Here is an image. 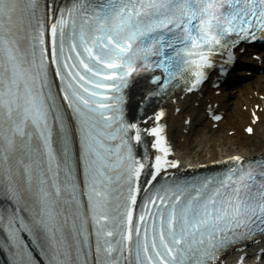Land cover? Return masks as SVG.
Instances as JSON below:
<instances>
[{"label":"snow or ice","instance_id":"6c2138e0","mask_svg":"<svg viewBox=\"0 0 264 264\" xmlns=\"http://www.w3.org/2000/svg\"><path fill=\"white\" fill-rule=\"evenodd\" d=\"M257 40L264 0H0V264H246L264 155L178 174L166 109L145 106L210 70L219 87Z\"/></svg>","mask_w":264,"mask_h":264},{"label":"bare ground","instance_id":"6f19581e","mask_svg":"<svg viewBox=\"0 0 264 264\" xmlns=\"http://www.w3.org/2000/svg\"><path fill=\"white\" fill-rule=\"evenodd\" d=\"M62 1L63 0H58V4ZM247 71L248 70L245 72ZM256 77L257 79L254 83H250L247 86L240 88L239 91H237V94L233 95L231 98V107L229 109H224V106L222 105L223 96L221 95L211 96L210 94L211 97L209 96L203 99L201 96L203 89L198 91L197 95H194V103L192 105L195 107L196 105H199V109L202 110L203 113L207 114V119L209 118V114L206 111L208 104H210L212 109L220 114L222 118L226 116V123L231 125V128L228 129V131H231L224 137L223 140L233 139L231 141L233 144L237 143L239 148L223 147L217 151L209 145L205 146V142L201 136L196 138L197 142L194 147H187L185 142L188 141L187 135L190 128L187 124H185L186 119L180 118L181 114L186 109L184 108V103L181 100L182 94H179L178 98L174 100V103L172 102L173 99H169L162 104V107L167 108L165 120L169 121V123L173 125H176L180 133V143L183 146L182 149L186 150L183 155L176 157L181 160L182 165L179 173H182L183 171L190 172L191 170H210L212 168L220 167L224 164L223 161L226 156L234 154H239L249 158L254 157L257 154L264 153V73L259 74ZM143 94V89L140 87H134L132 90L129 100L130 114L136 115L137 104L140 103ZM261 94L262 97L260 98L259 95ZM184 99L187 100L188 96L184 97ZM158 107H160L159 104L153 103H150L147 106L150 110H154ZM192 108L196 109L194 107ZM176 109H179V111ZM227 110L230 111L229 114L226 113ZM253 111H255L260 117L259 120H253ZM208 120L210 124H213L215 121L212 116ZM249 124L253 126L255 131L254 133L247 135L245 130ZM239 131L242 132L241 135L237 134ZM170 134L171 132L168 130L169 137ZM243 148H247V150L243 151ZM192 151L194 152L193 154ZM203 154H205V159ZM228 262H230L229 259Z\"/></svg>","mask_w":264,"mask_h":264},{"label":"rangeland","instance_id":"374dc122","mask_svg":"<svg viewBox=\"0 0 264 264\" xmlns=\"http://www.w3.org/2000/svg\"><path fill=\"white\" fill-rule=\"evenodd\" d=\"M264 73V72H263ZM256 81V78L250 79L249 81H247L244 86H247L250 83H254ZM223 96V105L224 108H226L228 105H230V99L233 97V95H236L237 93L232 90H226V89H220V93ZM262 96L259 95V97ZM228 98L229 102H226L225 100ZM188 114L191 116V120H192V125L190 126V130L188 133V141L184 142L186 143L187 147H194L197 140L196 138H198L199 136H201V138H203V141L205 142V146L209 145L212 148H215L217 151L220 150L221 148H239L238 144L235 143L233 144V142L230 140H223L224 137L231 131L228 129L231 128V125L227 124L226 122V116L224 117V120L222 121V123H219L217 125H212L209 126L208 122L205 121L204 116H203V112H201L199 109H192L191 107H187L184 112V114ZM230 111H227V114H229ZM237 134L241 135L242 132L239 131L237 132ZM171 140L172 142L176 145L177 147V152L182 155L185 153L186 150H183V146L179 147L180 143V134L179 131L176 129H173V131H171L170 134ZM219 144V145H218ZM204 145V144H203ZM243 151L247 150V148H243ZM194 152L192 151V154ZM204 155V159L205 154Z\"/></svg>","mask_w":264,"mask_h":264}]
</instances>
